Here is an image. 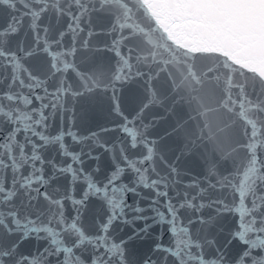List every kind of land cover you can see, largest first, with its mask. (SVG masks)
I'll return each mask as SVG.
<instances>
[{
  "label": "snow or ice",
  "instance_id": "6c2138e0",
  "mask_svg": "<svg viewBox=\"0 0 264 264\" xmlns=\"http://www.w3.org/2000/svg\"><path fill=\"white\" fill-rule=\"evenodd\" d=\"M0 11V264H264V0Z\"/></svg>",
  "mask_w": 264,
  "mask_h": 264
},
{
  "label": "water",
  "instance_id": "95a60500",
  "mask_svg": "<svg viewBox=\"0 0 264 264\" xmlns=\"http://www.w3.org/2000/svg\"><path fill=\"white\" fill-rule=\"evenodd\" d=\"M4 16V13L0 11V18ZM105 22L102 20H97L94 23V26L96 27V30L99 32L100 27L104 24ZM171 27V25H169ZM173 38L176 39V42L181 45L185 46H198V47H204L205 45L203 43H198L196 41H193L191 39L187 38H182L178 35V30L173 28L172 30ZM104 39L103 36L96 37L94 38V43H97L99 40ZM85 53L88 52L87 49L83 50ZM224 52L226 55H229L230 57L233 56V53L231 49H224ZM91 55V54H89ZM101 58L104 57H111L112 54L110 53H101ZM95 59V57H93ZM238 60L243 61L247 58L246 53L242 50L239 54L236 55ZM253 70L264 72V58H262L257 65L253 66ZM137 85L135 84H129L125 86V89L121 92L122 97H127L131 95V93L135 90ZM82 112L84 114V123L91 127L92 130H96V125H103L106 123V105H101V104H93L91 106L85 105L84 108L82 109ZM184 167L193 170V174H195L197 171H199V166L198 162L196 160H188L184 162ZM150 243V241H149Z\"/></svg>",
  "mask_w": 264,
  "mask_h": 264
}]
</instances>
